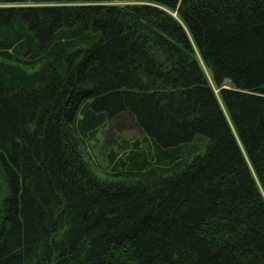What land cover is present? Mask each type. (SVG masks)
<instances>
[{
  "label": "trees",
  "instance_id": "trees-1",
  "mask_svg": "<svg viewBox=\"0 0 264 264\" xmlns=\"http://www.w3.org/2000/svg\"><path fill=\"white\" fill-rule=\"evenodd\" d=\"M0 171V264H264V0H0Z\"/></svg>",
  "mask_w": 264,
  "mask_h": 264
},
{
  "label": "rangeland",
  "instance_id": "rangeland-1",
  "mask_svg": "<svg viewBox=\"0 0 264 264\" xmlns=\"http://www.w3.org/2000/svg\"><path fill=\"white\" fill-rule=\"evenodd\" d=\"M134 142L145 150L148 148L144 140V132L136 124L130 114H122L111 121L106 127L101 128L96 136L88 141L84 148L85 159L89 167L101 178L112 179L113 169L111 163L112 155L121 158L130 153ZM130 148L124 150V146ZM125 146V147H126ZM0 183L4 186V198L6 186L0 171Z\"/></svg>",
  "mask_w": 264,
  "mask_h": 264
}]
</instances>
